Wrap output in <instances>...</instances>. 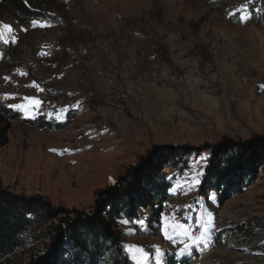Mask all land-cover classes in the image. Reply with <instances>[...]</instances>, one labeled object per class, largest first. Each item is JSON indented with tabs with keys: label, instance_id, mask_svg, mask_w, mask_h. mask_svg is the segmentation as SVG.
I'll list each match as a JSON object with an SVG mask.
<instances>
[{
	"label": "rangeland",
	"instance_id": "obj_1",
	"mask_svg": "<svg viewBox=\"0 0 264 264\" xmlns=\"http://www.w3.org/2000/svg\"><path fill=\"white\" fill-rule=\"evenodd\" d=\"M253 2L49 0L43 10L55 17L28 26L0 7V24L14 30L0 39L11 43L0 47V98L22 105L14 109L25 118L59 127L11 121L0 184L90 211L100 190L147 154L193 147L160 166L170 195L159 226L143 208L118 223L129 264H164L186 243L188 264H264V162L242 193L222 200L199 189L220 141L264 137V9ZM178 40L189 45L184 56L171 48ZM198 222L206 223V240L191 244L177 234L179 223L199 236ZM239 236L240 244L225 247ZM45 241L0 264H43L54 252Z\"/></svg>",
	"mask_w": 264,
	"mask_h": 264
},
{
	"label": "trees",
	"instance_id": "obj_2",
	"mask_svg": "<svg viewBox=\"0 0 264 264\" xmlns=\"http://www.w3.org/2000/svg\"><path fill=\"white\" fill-rule=\"evenodd\" d=\"M48 1L0 0V7L9 8L28 26L31 20L55 17L43 10ZM253 3L264 9V0ZM224 8L225 4L221 9ZM10 45L0 43L1 48ZM13 120L43 130L59 129L41 116L25 118L20 110L8 107L0 98V146L8 143ZM173 149L168 147V155L162 157L154 152L147 154L144 164L118 178L114 186L100 190L90 211L68 208L43 194L15 192L0 184V263L22 251L28 242L42 239L47 240V247L54 248L43 264H129L118 223L124 218H137L138 210L143 208L150 210L146 221L151 227L159 226L163 203L170 195V183L160 166L176 164L180 155L196 150L182 147L178 153ZM263 162V136L247 141L225 138L211 150L199 189L205 193L215 191L222 200L242 193L256 180ZM189 261L187 254H173L164 264Z\"/></svg>",
	"mask_w": 264,
	"mask_h": 264
},
{
	"label": "snow or ice",
	"instance_id": "obj_3",
	"mask_svg": "<svg viewBox=\"0 0 264 264\" xmlns=\"http://www.w3.org/2000/svg\"><path fill=\"white\" fill-rule=\"evenodd\" d=\"M247 8V5H242L241 6V21H245L248 16L243 14V10ZM39 23V26L40 27H46L48 25H46L45 23H40L38 21H32V26L35 27L37 24ZM2 30H7L8 32H12L14 31L12 29V26L11 25H8V24H0V39H3V31ZM9 41L7 40H4V43H8ZM12 42H15V37L12 38ZM264 87V86H262ZM6 96H8L9 94H5ZM26 99H29L31 100V102L34 104V105H39L41 103V101L37 98H26ZM9 107H13V108H20L22 107V105H17V104H10ZM113 183H116V181H113ZM198 183V181H197ZM125 223H128V221H125ZM199 223V226L200 228L202 229L201 232H200V235L199 236H196L194 235L192 232H191V229L190 228H184L183 225H180L179 223L176 224V227L181 229L180 232H178L177 234L178 235H181V236H184L187 240L191 241V244H197L199 243L200 241L202 240H206L207 238V235H208V229H207V226H206V223L204 222H198ZM167 235V233H166ZM168 239H172L173 237L172 236H168L167 237ZM86 247V245H85ZM190 250V244H185L183 248H181L179 250V252L177 253V255H184L185 253H187L188 251ZM148 254L147 253H144V256L146 257ZM137 264H139V262H137Z\"/></svg>",
	"mask_w": 264,
	"mask_h": 264
},
{
	"label": "built area",
	"instance_id": "obj_4",
	"mask_svg": "<svg viewBox=\"0 0 264 264\" xmlns=\"http://www.w3.org/2000/svg\"><path fill=\"white\" fill-rule=\"evenodd\" d=\"M189 45H180V40H178L177 46H171L172 50L181 51V55L184 56L187 52Z\"/></svg>",
	"mask_w": 264,
	"mask_h": 264
},
{
	"label": "bare ground",
	"instance_id": "obj_5",
	"mask_svg": "<svg viewBox=\"0 0 264 264\" xmlns=\"http://www.w3.org/2000/svg\"><path fill=\"white\" fill-rule=\"evenodd\" d=\"M242 239H243L242 236H239L237 239L227 240V242L225 244L226 245L225 247L229 248V246L232 247V246H235L236 244L238 245V244H240L242 242Z\"/></svg>",
	"mask_w": 264,
	"mask_h": 264
},
{
	"label": "crops",
	"instance_id": "obj_6",
	"mask_svg": "<svg viewBox=\"0 0 264 264\" xmlns=\"http://www.w3.org/2000/svg\"><path fill=\"white\" fill-rule=\"evenodd\" d=\"M119 223H121V221H119ZM156 263H158V262L156 261Z\"/></svg>",
	"mask_w": 264,
	"mask_h": 264
}]
</instances>
